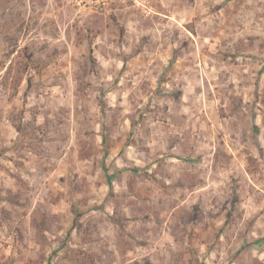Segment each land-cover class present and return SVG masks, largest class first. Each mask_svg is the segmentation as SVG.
<instances>
[{
    "label": "rangeland",
    "instance_id": "1",
    "mask_svg": "<svg viewBox=\"0 0 264 264\" xmlns=\"http://www.w3.org/2000/svg\"><path fill=\"white\" fill-rule=\"evenodd\" d=\"M0 264H264V0H0Z\"/></svg>",
    "mask_w": 264,
    "mask_h": 264
}]
</instances>
